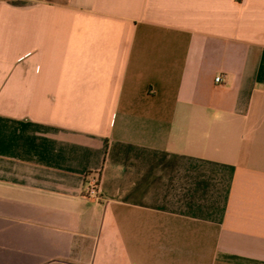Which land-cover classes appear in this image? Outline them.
<instances>
[{"label": "crops", "instance_id": "0c3cea01", "mask_svg": "<svg viewBox=\"0 0 264 264\" xmlns=\"http://www.w3.org/2000/svg\"><path fill=\"white\" fill-rule=\"evenodd\" d=\"M71 261L264 264V0H0V264Z\"/></svg>", "mask_w": 264, "mask_h": 264}, {"label": "built area", "instance_id": "2783aa9c", "mask_svg": "<svg viewBox=\"0 0 264 264\" xmlns=\"http://www.w3.org/2000/svg\"><path fill=\"white\" fill-rule=\"evenodd\" d=\"M222 80H223L222 75H218V76L216 77V81H217V82H220V81H222ZM86 191H87L89 194L97 195V194H98V187L95 186V184H93V185H89V186L86 187Z\"/></svg>", "mask_w": 264, "mask_h": 264}, {"label": "rangeland", "instance_id": "374dc122", "mask_svg": "<svg viewBox=\"0 0 264 264\" xmlns=\"http://www.w3.org/2000/svg\"><path fill=\"white\" fill-rule=\"evenodd\" d=\"M53 264H79L78 262H69V263H61V262H58V263H53Z\"/></svg>", "mask_w": 264, "mask_h": 264}]
</instances>
